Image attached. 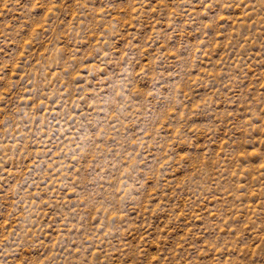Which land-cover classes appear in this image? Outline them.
Segmentation results:
<instances>
[{
    "label": "rangeland",
    "instance_id": "374dc122",
    "mask_svg": "<svg viewBox=\"0 0 264 264\" xmlns=\"http://www.w3.org/2000/svg\"><path fill=\"white\" fill-rule=\"evenodd\" d=\"M0 264H264V0H0Z\"/></svg>",
    "mask_w": 264,
    "mask_h": 264
}]
</instances>
